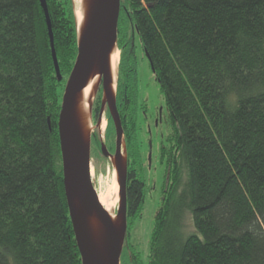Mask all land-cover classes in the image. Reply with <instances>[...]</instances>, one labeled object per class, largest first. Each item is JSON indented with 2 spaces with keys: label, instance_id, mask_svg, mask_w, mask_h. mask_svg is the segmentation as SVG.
I'll return each mask as SVG.
<instances>
[{
  "label": "trees",
  "instance_id": "obj_1",
  "mask_svg": "<svg viewBox=\"0 0 264 264\" xmlns=\"http://www.w3.org/2000/svg\"><path fill=\"white\" fill-rule=\"evenodd\" d=\"M45 1L61 81L40 0H0V264H82L57 127L77 56L74 9L72 0ZM117 48L115 103L128 175L120 264H264V0H121ZM137 49L163 96L168 128L145 259L129 242L146 197L139 138L151 120L139 94ZM105 113L111 140L115 127L108 107ZM114 143L90 136L102 157L101 147L112 146V155Z\"/></svg>",
  "mask_w": 264,
  "mask_h": 264
},
{
  "label": "water",
  "instance_id": "obj_2",
  "mask_svg": "<svg viewBox=\"0 0 264 264\" xmlns=\"http://www.w3.org/2000/svg\"><path fill=\"white\" fill-rule=\"evenodd\" d=\"M40 3L46 17L55 73L58 81H61L46 1L40 0ZM120 4L121 0H93L87 25L80 33L76 28L77 56L64 87L58 116L64 192L82 264H120L127 231L126 163L125 166L121 165L123 130L115 97H112L108 90L110 85L108 57L113 48L117 47ZM146 55L151 63L148 54ZM95 70L101 76L102 94L106 96L107 107L115 127L114 155H111L104 145L101 152L105 158L115 157L117 163L120 197L118 215L121 218V225L117 227L99 203L91 178L90 143L86 145L83 142L73 112L77 94L85 87ZM101 115L102 113L100 118ZM48 124L50 126L49 120ZM90 216H95L103 226L104 237L100 244L95 243L90 234L88 227Z\"/></svg>",
  "mask_w": 264,
  "mask_h": 264
},
{
  "label": "rangeland",
  "instance_id": "obj_3",
  "mask_svg": "<svg viewBox=\"0 0 264 264\" xmlns=\"http://www.w3.org/2000/svg\"><path fill=\"white\" fill-rule=\"evenodd\" d=\"M72 4H73V0H72ZM135 42H136V47H138L137 45H139V41L137 36ZM137 56H138L137 57L138 73H139V94L141 100L147 104L149 111V118L151 120L147 121L144 125H142L144 131L141 133L139 138V143L141 144L140 156L143 161V164L146 166V172H145L146 181H147L146 197L143 204L141 217H139V219L136 220L129 229V242L133 247H135L136 251L140 254V256H143L142 258L145 259L150 249L153 223L161 199V191H162L161 183H162L164 167L161 163H159V148H160V143L163 140L162 137H164L167 134L168 128L164 122L166 120L167 112H166L163 96L160 93L159 86L156 83L155 78L150 71L148 62L145 60L142 53L138 51V49H137ZM100 89L101 86L97 91L96 97L101 96ZM102 98H103V94H102ZM95 99L93 100V103ZM106 108L103 107L101 101V109L97 117L98 120H95V124L91 123V125L93 127V131H96L101 141L105 142L106 140L107 143L112 144V141L113 142L115 141V137H111V140H108V138L106 137V133H107L106 131L108 127L107 114L105 113ZM101 113L102 115L100 118ZM91 115H92V108L90 111V120H91ZM101 120H104L105 122V126L102 132H100L99 129L97 128ZM153 120H154V125H156V121H158L159 123V126L155 129L153 128ZM147 128L151 130L150 136L146 135ZM149 140L152 142L151 150L148 147ZM108 147L111 148L112 146H108ZM108 147H106V149ZM123 149H124L123 153L124 155H126L125 143L123 144ZM110 160L111 159H106L100 156L97 150L94 148V146L90 145L91 178L96 192L99 190H106V188L109 187L113 182V175L115 169H114V165ZM119 204H120V197L116 206L117 211L119 209Z\"/></svg>",
  "mask_w": 264,
  "mask_h": 264
},
{
  "label": "bare ground",
  "instance_id": "obj_4",
  "mask_svg": "<svg viewBox=\"0 0 264 264\" xmlns=\"http://www.w3.org/2000/svg\"><path fill=\"white\" fill-rule=\"evenodd\" d=\"M93 0H73L74 7V17L77 31L80 33L89 21V15L92 9ZM120 60V53L115 46L108 57L109 66V78L110 85L108 87L109 93L112 97L116 94V82L118 75V65ZM101 76L97 70L93 71L90 75L85 87L77 94L74 103V118L78 125L83 142L88 145L90 143V135L93 131L90 120V110L93 105V100L96 97L97 91L100 87ZM102 105L104 108L107 107L108 102L106 96L103 95ZM105 126L104 120H101L97 126L100 132L103 131ZM122 145V159L121 165L125 166L126 157L123 153ZM112 164L114 165V175L112 184L106 188V190L97 191L98 200L101 206L110 216L113 224L117 227L121 225V218L118 215L116 206L119 200V184H118V173H117V163L115 157L110 158ZM88 227L90 234L95 243H102L104 233L103 226L95 216H90L88 218Z\"/></svg>",
  "mask_w": 264,
  "mask_h": 264
},
{
  "label": "flooded vegetation",
  "instance_id": "obj_5",
  "mask_svg": "<svg viewBox=\"0 0 264 264\" xmlns=\"http://www.w3.org/2000/svg\"><path fill=\"white\" fill-rule=\"evenodd\" d=\"M157 124H158V121H156V125ZM148 147L151 150V148H152V142L150 140L148 142ZM127 185H128V175H127V178H126V191H127Z\"/></svg>",
  "mask_w": 264,
  "mask_h": 264
}]
</instances>
